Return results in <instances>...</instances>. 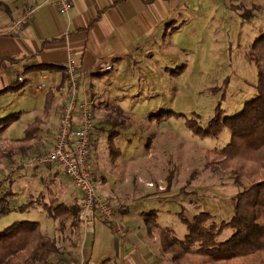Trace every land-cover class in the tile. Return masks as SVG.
Masks as SVG:
<instances>
[{
    "label": "rangeland",
    "instance_id": "1",
    "mask_svg": "<svg viewBox=\"0 0 264 264\" xmlns=\"http://www.w3.org/2000/svg\"><path fill=\"white\" fill-rule=\"evenodd\" d=\"M244 9L251 11L250 19H243L237 12L227 11L222 6L205 8L204 17L191 19L188 22L190 30L183 28L176 32L171 38V49L159 55L165 57L167 64L159 65L157 69L140 65L129 73L130 76L119 81L118 88L115 87V94L125 99L118 103L123 111L119 133L110 150L111 157L130 164L148 154V158L156 160L157 170L152 175L161 180L147 183L155 190L147 204L168 233L163 237L165 245L160 241V235L154 234L152 251L158 257V264H178L171 258L170 236L183 237L186 232L184 220L190 221L199 211L208 212L215 222L228 220L234 212L233 196L248 184L246 180L235 183L229 169L216 162L215 152L230 140L231 134L226 127L212 137L201 136L187 125L191 121L205 127L216 109L220 110L221 116L234 115L244 102L257 95L258 67L250 56V48L254 39L264 32V6L242 7L241 11ZM192 27L196 30L192 31ZM166 42L169 39L166 38ZM178 45L181 48H177ZM17 86L19 89L13 87L0 94V117L14 118L0 133V191L11 192L6 200L8 209L0 214V230L15 220H34L56 241L58 238L74 242L79 230L70 228L69 221L66 228L59 230L57 222L43 209L44 201L50 200L49 191L58 195L48 172L60 170L58 177L66 186L71 182L67 175L57 164H50V168L45 167L47 164L40 167L21 164L27 156L43 153L48 148L35 144V151L23 155L7 150L15 144L14 138L23 136L25 126L31 121L24 110L26 105L33 108L30 103L35 88L27 82ZM18 93H23V97ZM11 167L14 170H10ZM9 171L13 172L10 176ZM41 193L44 196L40 197ZM67 194L79 197L81 191L72 186ZM38 198L42 200L40 204L25 206ZM231 233L232 228L226 227L216 240H224ZM80 249L77 248V253L71 257L78 259L76 264H81L83 259ZM140 250L144 252L141 247ZM141 252H137L135 259L142 256ZM92 254L87 264H122L114 252L100 257L96 247ZM71 258H57L56 253L49 264L62 261L70 264ZM150 260L153 257H142L137 264H155L149 263Z\"/></svg>",
    "mask_w": 264,
    "mask_h": 264
},
{
    "label": "crops",
    "instance_id": "2",
    "mask_svg": "<svg viewBox=\"0 0 264 264\" xmlns=\"http://www.w3.org/2000/svg\"><path fill=\"white\" fill-rule=\"evenodd\" d=\"M35 3L41 5L19 36L6 33L9 23L22 14L26 5ZM253 5L264 6V0H71L65 13L45 4L44 0H0V94L7 93L9 89H5L9 86L15 85V89H19L17 85L26 82L35 88L30 103L33 108L26 105L24 113L31 121L35 116L41 117L42 123L38 137L30 143L46 148L52 145L60 110L70 96L66 64L72 62L78 72L74 124L80 120V103L87 102L95 114L88 166L98 192L110 203L126 202L117 213L124 237L95 219L89 230L84 232L79 227L76 241L65 242L57 238V258L69 259L80 247L81 264H87L97 247L100 257L114 252L122 264H137L142 257H153L149 263L158 264V257L152 251V241L156 237L147 231L143 218L153 210L147 199L155 193L147 183L161 180L152 175L157 170L156 160L148 158V154L130 164L111 157L110 150L118 136L123 111L118 103L125 99L115 94V87L118 88L119 81L130 76L129 73L140 65L157 69L159 65L167 64L165 57L159 55L171 49V38L176 32L183 28L190 30L188 22L191 19L204 17L205 8L222 6L239 15L242 7ZM191 30L196 29L192 27ZM109 62L112 68L102 70L101 65ZM22 95L18 93V96ZM45 167L50 168V164ZM58 171L50 170L47 176L55 183L59 200L64 199L68 204L74 200L80 203L82 193L79 197L68 195V188L74 185L71 182L68 187L64 185ZM33 192H36L34 188ZM139 251L142 256L135 259ZM71 259L70 264H76L78 259Z\"/></svg>",
    "mask_w": 264,
    "mask_h": 264
},
{
    "label": "trees",
    "instance_id": "3",
    "mask_svg": "<svg viewBox=\"0 0 264 264\" xmlns=\"http://www.w3.org/2000/svg\"><path fill=\"white\" fill-rule=\"evenodd\" d=\"M239 15L244 19L252 17L248 9L240 11ZM250 56L258 67L257 95L244 102L234 115L221 116L220 110L216 109L205 127L187 122L188 127L201 136L215 137L222 127L230 131L229 142L215 152L216 162L229 169L235 183L246 180L248 184L233 196L234 212L228 220L215 222L206 211L194 214L190 221L184 220L186 232L183 237L170 236L171 258L178 264H264V32L254 39ZM10 88L13 87L5 90ZM13 119L0 117V133ZM41 123L42 118L35 116L25 127L23 136L7 150L22 155L35 151L36 145L30 141L38 137ZM8 157L11 159V154ZM12 173L9 171L8 176ZM167 183L170 184L168 177ZM10 194V190L0 191V214L7 211L6 200ZM55 195L49 191L50 200L43 203L46 215L57 222L59 230L69 221L70 228L78 232L79 202L74 200L68 204ZM41 201L38 198L25 206H34ZM143 220L150 235L159 234L165 245L163 237L168 233L156 221L155 212L149 211ZM226 227H231L232 233L217 241L216 236ZM57 252V241L41 229L38 221L15 220L0 230V264H49L51 256Z\"/></svg>",
    "mask_w": 264,
    "mask_h": 264
},
{
    "label": "built area",
    "instance_id": "4",
    "mask_svg": "<svg viewBox=\"0 0 264 264\" xmlns=\"http://www.w3.org/2000/svg\"><path fill=\"white\" fill-rule=\"evenodd\" d=\"M70 2L71 0H44L45 4L53 6L58 12L62 13L67 12ZM40 5L38 3L26 5L22 14L9 23L6 33L19 36L24 25L32 18L34 11ZM111 68L110 62L101 65V69L105 71ZM66 69L70 96L60 110L59 126L53 143L45 152L27 156L21 161V164L24 166L59 165L71 183L80 189L82 193L79 203V218L82 230L84 232L89 230L95 219H100L108 224L115 234L124 237L125 231L117 219V213L126 202L110 203L103 199L98 192L88 166L90 135L95 114L87 102L80 103L78 114L80 120L78 124H74L73 108L76 106L78 72L72 62L66 64ZM10 170H14L13 167ZM60 264L66 263L62 261Z\"/></svg>",
    "mask_w": 264,
    "mask_h": 264
}]
</instances>
